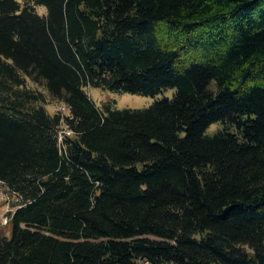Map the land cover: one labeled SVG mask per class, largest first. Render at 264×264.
Returning <instances> with one entry per match:
<instances>
[{"label": "trees", "instance_id": "16d2710c", "mask_svg": "<svg viewBox=\"0 0 264 264\" xmlns=\"http://www.w3.org/2000/svg\"><path fill=\"white\" fill-rule=\"evenodd\" d=\"M1 184L0 264H264V0H0Z\"/></svg>", "mask_w": 264, "mask_h": 264}, {"label": "rangeland", "instance_id": "374dc122", "mask_svg": "<svg viewBox=\"0 0 264 264\" xmlns=\"http://www.w3.org/2000/svg\"><path fill=\"white\" fill-rule=\"evenodd\" d=\"M40 12H42V9H39ZM88 94L91 95L92 98L96 101L97 104H101L102 102H105L107 100H110L116 108H145L148 107L157 97H163L164 95L172 96L173 95V89L167 88L164 91H162L158 95H143L141 93H127V92H112V91H106L102 90L101 88L92 87L91 89H87ZM59 104H56L55 101L49 100L48 108L51 112L60 110ZM65 112H68L65 108L63 109ZM63 111V112H64ZM219 123H213L208 128V132H213L216 129H218ZM207 132V133H208ZM2 187H0V217L5 221V218L7 214L10 212V209H13L12 202L15 200L14 196H10L5 192V186L1 184ZM5 233H9L8 230H2Z\"/></svg>", "mask_w": 264, "mask_h": 264}, {"label": "built area", "instance_id": "2783aa9c", "mask_svg": "<svg viewBox=\"0 0 264 264\" xmlns=\"http://www.w3.org/2000/svg\"><path fill=\"white\" fill-rule=\"evenodd\" d=\"M64 108H65V106H64Z\"/></svg>", "mask_w": 264, "mask_h": 264}]
</instances>
